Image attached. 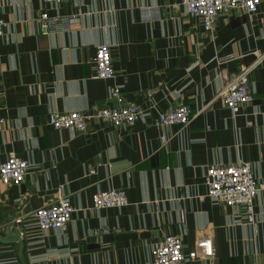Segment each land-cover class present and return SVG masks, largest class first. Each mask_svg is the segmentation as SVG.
Listing matches in <instances>:
<instances>
[{
    "label": "crops",
    "instance_id": "0c3cea01",
    "mask_svg": "<svg viewBox=\"0 0 264 264\" xmlns=\"http://www.w3.org/2000/svg\"><path fill=\"white\" fill-rule=\"evenodd\" d=\"M178 1L0 0L8 23L0 44V163L14 152L31 167L20 185L0 182V264H23L19 243L1 239L13 232L27 264H146L167 234L180 235L187 251L211 235L215 257L188 264H264V62L249 74L254 100L239 115L220 95L224 74L264 53V0L255 13L220 14L212 35ZM143 7L159 8L160 18L144 22ZM44 8L73 17L72 25L42 35L36 17ZM103 43L111 46L110 80L93 78ZM113 83L144 111L136 124L91 118L82 132L49 124L54 110L89 114L112 105ZM181 104L192 109L187 124L155 123ZM240 162L262 185L253 225L242 209L210 199L204 183L208 167ZM62 185L77 210L65 231L40 232L32 213L54 203ZM108 189L125 190L130 204L95 208L93 195Z\"/></svg>",
    "mask_w": 264,
    "mask_h": 264
},
{
    "label": "built area",
    "instance_id": "2783aa9c",
    "mask_svg": "<svg viewBox=\"0 0 264 264\" xmlns=\"http://www.w3.org/2000/svg\"><path fill=\"white\" fill-rule=\"evenodd\" d=\"M44 5H52L62 0H41ZM262 0H179L176 7L183 6L190 17H199L206 32L213 34L217 18L220 14H229L233 11L255 13ZM160 18L157 7H143L142 20L152 22ZM74 18L68 16L51 15L45 8L36 17L39 32L50 35L56 28L72 25ZM8 23L0 17V44ZM255 61L239 71L224 74V84L220 95L226 106L234 116L239 115L242 108L253 102L254 96L250 89L249 74L256 66L264 62V53L254 52ZM95 72L93 78L110 80L115 77L112 63L111 46L100 44L94 56ZM154 90L148 91L152 96ZM109 100L112 105L96 109L93 113L81 111L62 112L54 110L49 117V124L55 129H72L86 131L91 118L98 119L116 127L132 126L142 117L144 111L135 103L125 99L121 87L113 83L110 86ZM193 117L189 105L181 104L177 107L160 112L155 123L162 127L170 125H185ZM166 143L167 137L161 136ZM30 163L18 153H11L6 160L0 163V182L6 186L20 185L30 172ZM204 183L208 187L207 196L215 201L230 207L243 210L247 223H256L255 198L261 189V184L255 175L252 165L240 162L231 165H212L204 175ZM64 185L60 186L57 200L36 209L33 213L40 232L48 229L65 231L71 221L75 205L64 194ZM95 208L125 207L130 204L127 192L123 189H108L96 192L93 197ZM22 222V218L16 220ZM99 232V231H98ZM107 233L108 229L100 231ZM200 257L213 259V238L211 235H202L197 242V249L187 251L183 240L178 234H167L157 241L152 250V258L146 264H188Z\"/></svg>",
    "mask_w": 264,
    "mask_h": 264
},
{
    "label": "water",
    "instance_id": "95a60500",
    "mask_svg": "<svg viewBox=\"0 0 264 264\" xmlns=\"http://www.w3.org/2000/svg\"><path fill=\"white\" fill-rule=\"evenodd\" d=\"M1 239L4 241L18 242L19 246H20V251H19L20 259H21L23 264H27V261H26L25 256H24V241H23L20 233L13 232L8 237H1Z\"/></svg>",
    "mask_w": 264,
    "mask_h": 264
}]
</instances>
